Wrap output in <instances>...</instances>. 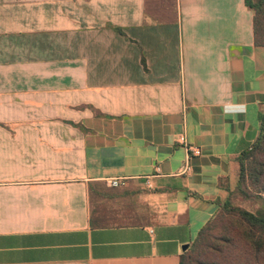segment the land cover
<instances>
[{"label": "crops", "instance_id": "crops-1", "mask_svg": "<svg viewBox=\"0 0 264 264\" xmlns=\"http://www.w3.org/2000/svg\"><path fill=\"white\" fill-rule=\"evenodd\" d=\"M0 73V264H180L264 115L245 0H0Z\"/></svg>", "mask_w": 264, "mask_h": 264}, {"label": "trees", "instance_id": "trees-1", "mask_svg": "<svg viewBox=\"0 0 264 264\" xmlns=\"http://www.w3.org/2000/svg\"><path fill=\"white\" fill-rule=\"evenodd\" d=\"M245 4L253 12L255 44L264 46V0H245ZM238 161L239 180L236 187L229 193L227 201L220 206L217 214L201 229L190 249L181 256L180 264H221L219 257L230 264L227 261V250L221 243L232 240L233 237L227 230L217 236L212 235L213 223L223 212L238 216L245 226L242 234L244 243H241L233 263L261 264L260 260L264 258V115L261 117L257 139L240 154ZM105 185L109 187L107 183ZM239 198L254 205V209L235 206L233 201Z\"/></svg>", "mask_w": 264, "mask_h": 264}, {"label": "rangeland", "instance_id": "rangeland-1", "mask_svg": "<svg viewBox=\"0 0 264 264\" xmlns=\"http://www.w3.org/2000/svg\"><path fill=\"white\" fill-rule=\"evenodd\" d=\"M15 75V74H13ZM0 77H3V74L0 73ZM6 84L3 83L2 80H0V87H4ZM9 87V85H6ZM253 190V187H252ZM234 205L237 207L245 208L248 210H253L254 205L250 204L248 201L244 199H236L233 201ZM214 229L212 231L213 236H217L218 233H222L224 230H227L230 233V236L233 237L232 240H224L221 244L226 248V254L229 258L227 260L230 264H234L233 260L237 258L238 250L241 247V243H244L242 234L244 231V225L239 220L238 216H235L233 214H228L226 212L221 213L218 215V217L215 219V222L213 223ZM239 240L240 242H238ZM219 245L220 242H218ZM226 259L223 257H219L218 261L221 264H226ZM261 264H264V258L260 260Z\"/></svg>", "mask_w": 264, "mask_h": 264}, {"label": "built area", "instance_id": "built-area-1", "mask_svg": "<svg viewBox=\"0 0 264 264\" xmlns=\"http://www.w3.org/2000/svg\"><path fill=\"white\" fill-rule=\"evenodd\" d=\"M192 151L195 153L199 152L197 148H192ZM190 171H191L190 166L188 164H186L181 170L183 174H188ZM106 183L110 188H121V187L126 186L127 178H111L107 180ZM146 183H147L148 188H151V183L149 179L147 180Z\"/></svg>", "mask_w": 264, "mask_h": 264}]
</instances>
